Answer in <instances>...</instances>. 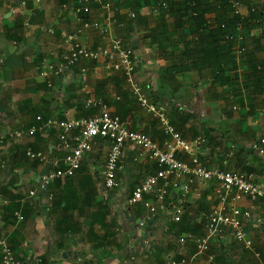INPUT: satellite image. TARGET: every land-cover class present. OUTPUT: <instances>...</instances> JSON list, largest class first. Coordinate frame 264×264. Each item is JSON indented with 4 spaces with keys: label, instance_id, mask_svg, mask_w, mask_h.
Masks as SVG:
<instances>
[{
    "label": "crops",
    "instance_id": "0c3cea01",
    "mask_svg": "<svg viewBox=\"0 0 264 264\" xmlns=\"http://www.w3.org/2000/svg\"><path fill=\"white\" fill-rule=\"evenodd\" d=\"M241 1L250 20L236 32L230 7L215 6L221 0H0V236L8 237L18 258L29 264H166L182 258L186 264H264V223L255 222L264 200L244 196L236 203L251 211L244 221L253 249L227 226L208 252H197L178 238L204 232L201 213L217 206L219 182L200 186L199 196L193 186L181 223L167 210L151 216L141 202L127 203L157 169L132 146L125 149L117 189H100L108 147L97 142L72 177L52 183L51 204L29 195L61 151L58 128L28 130L41 123L38 116L46 121L97 113L85 105L87 95L103 99L129 129L163 144L160 121L140 107L123 72L109 67L107 58L82 60L57 76L40 74L59 64L71 43L101 50L114 38L133 48L140 84L183 137H206L199 156L207 165L246 173L264 186V159L250 148L264 137V0ZM108 17L115 22L106 35L84 25H103ZM222 22L240 39L225 41ZM238 45L246 52L237 54ZM28 148L47 160L28 157ZM177 154L189 160V154ZM184 181L169 186L168 203L182 193ZM16 212L25 219L17 221Z\"/></svg>",
    "mask_w": 264,
    "mask_h": 264
},
{
    "label": "built area",
    "instance_id": "2783aa9c",
    "mask_svg": "<svg viewBox=\"0 0 264 264\" xmlns=\"http://www.w3.org/2000/svg\"><path fill=\"white\" fill-rule=\"evenodd\" d=\"M223 1L216 4L217 9L223 8ZM234 16L237 17L234 27L241 31L250 19L248 13H244V3L241 0H224ZM26 2L23 1L22 5ZM165 5V3H162ZM84 10H88L87 7ZM256 11L255 6L249 7V13ZM115 20L108 17L106 22L89 23L84 21L85 26H95L100 28L106 35L111 29ZM219 27L224 31L225 41L236 42L240 35L228 29L225 22L220 23ZM246 52V46L238 45L237 54ZM101 57L107 58L109 67L123 72L126 83L132 89L140 107L154 115L161 123L163 132L166 136L162 145L152 139L144 132L129 129L119 116L110 112L109 106L103 99L93 96H86L85 105L97 108L98 112L88 117L67 118L59 120L51 117L46 121L41 116L37 120L39 125H32L28 130L29 135L35 134L42 129L48 134L50 128H58V139L60 155H54L49 161V168L44 171L36 188L29 190L30 196L46 198L47 203L51 204L55 198L51 185L63 177H72L81 166L86 155L95 150L97 142L103 147H108L106 162L103 168V182L101 190H113L119 187V173L124 169V155L127 146L137 149V154L147 156L156 165L154 174L148 176L144 181L134 187L127 198V203L131 206L142 203L146 210L154 216L158 211H169L171 219L175 223H181L185 212L187 196L193 189L195 194L200 195V186L210 180H217L219 186L215 193L218 204L214 208L205 210L201 213L203 233L194 234L192 231L182 233L178 241L181 244L193 245L197 252H208L211 242L220 236L225 227L230 226L233 230L235 239L245 248L253 249L254 243L245 225V218L251 216L250 210H243L236 203L247 196L252 202L264 200V186L250 179L246 173L240 171L222 170L218 167L209 166L204 159L199 156L202 149L206 147V137L198 135L192 141L183 135L172 125L166 113L157 108L151 101L150 96L144 90L137 78V61L133 48L122 39L114 38L108 48L92 50L79 43H71L64 58L59 64H48L40 74L59 75L64 71L73 68L82 60H98ZM261 66H259L260 68ZM88 93V91H86ZM15 135L20 136L19 131ZM235 147V144L233 145ZM251 150L260 158L264 159V137L254 140L250 144ZM178 151L189 154V160H183L177 154ZM205 153V152H204ZM28 157L44 162L47 156L41 151L26 150ZM264 177V175H263ZM182 183V193L172 203L166 201L169 195V186L173 182ZM255 207L252 205V208ZM16 220L23 221L24 215L21 212L15 213ZM258 224L264 223V211L261 217L255 220ZM140 225H144L143 220ZM0 256L2 264H29L25 260L18 258L12 249L8 237L0 236ZM186 258L180 260L169 259L166 264H186Z\"/></svg>",
    "mask_w": 264,
    "mask_h": 264
},
{
    "label": "trees",
    "instance_id": "16d2710c",
    "mask_svg": "<svg viewBox=\"0 0 264 264\" xmlns=\"http://www.w3.org/2000/svg\"><path fill=\"white\" fill-rule=\"evenodd\" d=\"M221 1H223V0H221ZM217 3H219V2H216V3H215V6H216ZM222 4H223V7H224L225 5H227V4H225L224 1L222 2ZM218 30L220 31V33H221V35H222V37H223L224 31H223L220 27H219Z\"/></svg>",
    "mask_w": 264,
    "mask_h": 264
}]
</instances>
